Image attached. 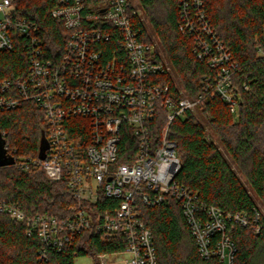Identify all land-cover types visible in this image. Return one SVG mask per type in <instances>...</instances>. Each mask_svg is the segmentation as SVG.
Returning a JSON list of instances; mask_svg holds the SVG:
<instances>
[{
  "label": "built area",
  "instance_id": "built-area-1",
  "mask_svg": "<svg viewBox=\"0 0 264 264\" xmlns=\"http://www.w3.org/2000/svg\"><path fill=\"white\" fill-rule=\"evenodd\" d=\"M50 15L62 21L68 34L58 55L46 53L40 28L15 13L11 0H0V50H12L14 36L24 38L29 62L24 77L0 78V111L34 102L43 113V136L48 147L39 156L7 154L19 169L38 166L52 181L64 179L78 203L71 215L26 216L20 205L0 199V214L26 221L27 234L40 241L39 258L48 249L71 246L76 235L94 227L104 239L121 235L126 264H157L151 231L143 224L138 203L155 206L166 195L176 198L203 259L234 264L235 242L226 223L261 229V211L223 213L205 206L180 186L176 142L168 137L171 122L201 100L189 98L173 80L170 64L153 42L143 38L135 22L141 11L128 0H56ZM180 30L190 33L193 52L204 60L210 74L204 91L224 100L236 113L239 90L233 81L236 63L217 38L202 8L203 0H181ZM264 56V44L259 49ZM171 74L172 82L165 79ZM243 88L247 89L244 83ZM164 126L159 137L151 135L156 117ZM125 136L131 147L122 148ZM133 146V145H132ZM5 150L6 146L4 145ZM126 161L116 163L119 152ZM102 191L118 205L94 220L82 202L96 204ZM104 254H97L101 258Z\"/></svg>",
  "mask_w": 264,
  "mask_h": 264
},
{
  "label": "trees",
  "instance_id": "trees-1",
  "mask_svg": "<svg viewBox=\"0 0 264 264\" xmlns=\"http://www.w3.org/2000/svg\"><path fill=\"white\" fill-rule=\"evenodd\" d=\"M11 3L15 13L38 24L48 56L51 52L58 55L68 32L61 20L50 15L56 0H11ZM136 3L141 13L135 16V22L143 38L150 41L152 32L158 39L171 74L177 78L178 83L172 77L174 82L189 98L202 95L193 109L186 110L169 126L168 137L176 142L180 161L176 182L205 206H216L226 214H250L259 209L239 174L264 205V56L259 52L264 44V0H203L202 8L211 27L236 63L233 75L239 90L236 113L230 111L224 100L204 91V76L210 74V69L193 52L192 35L179 28L181 0H136ZM14 37L12 50H0V78L27 74L29 57L24 38ZM171 74L165 79L173 83ZM244 83L247 89L243 88ZM164 124L160 113L152 124L151 135L158 138ZM44 127L42 110L34 102L0 111V133L6 154L15 149V154L38 156ZM132 143V137L125 136L121 145L131 147L132 153L135 149ZM121 154L120 150L116 163L126 161ZM0 199L20 205L26 216L39 214L60 219L68 218L70 207L78 203L64 179L49 180L38 166L0 167ZM118 202L100 191L96 204L82 202L81 206H86L93 219L98 220ZM137 209L143 224L151 231L157 264H215L214 257L199 256L176 198L166 195L155 206L138 203ZM260 224V231L255 233L250 227L227 221L225 231L237 247L234 264H264L262 211ZM125 245L123 236L104 239L101 232L91 227L77 234L71 246L60 251L48 249L46 256L39 258L40 241L36 235L27 234L26 221L0 214V264H74L75 256L95 258L97 254L121 252Z\"/></svg>",
  "mask_w": 264,
  "mask_h": 264
},
{
  "label": "rangeland",
  "instance_id": "rangeland-1",
  "mask_svg": "<svg viewBox=\"0 0 264 264\" xmlns=\"http://www.w3.org/2000/svg\"><path fill=\"white\" fill-rule=\"evenodd\" d=\"M131 1L133 2V4L135 6H137L136 0H131ZM149 34H150V39H151L150 41L153 42V44L155 45V47L157 48V50L159 51L161 56L165 59V54H164V52L160 46L158 39L156 38V36L152 32H150ZM174 79H175L176 83H178L177 78L175 76H174ZM225 157L227 158L228 162L232 165V167L235 170H237L236 166L232 162V160L227 155H225ZM239 176H240L242 182L244 183V185L250 190L257 207L260 209V211L264 212V205L262 204L261 200L250 189L245 178L240 174H239ZM127 257H128V255L125 251L111 253V254H104V256H103L104 260H102V263H100L99 261H101V258L95 259L91 255H79V256H75L74 264H126Z\"/></svg>",
  "mask_w": 264,
  "mask_h": 264
},
{
  "label": "water",
  "instance_id": "water-1",
  "mask_svg": "<svg viewBox=\"0 0 264 264\" xmlns=\"http://www.w3.org/2000/svg\"><path fill=\"white\" fill-rule=\"evenodd\" d=\"M4 139L0 133V167L7 166L13 164V157L6 154V150L4 147ZM48 147L47 141L45 140L44 136L42 135L38 156L39 158L43 159L45 157V150Z\"/></svg>",
  "mask_w": 264,
  "mask_h": 264
}]
</instances>
